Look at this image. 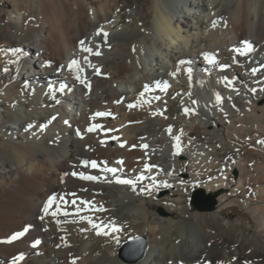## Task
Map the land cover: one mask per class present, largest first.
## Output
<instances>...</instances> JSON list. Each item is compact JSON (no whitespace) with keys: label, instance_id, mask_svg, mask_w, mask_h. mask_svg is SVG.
<instances>
[{"label":"bare ground","instance_id":"1","mask_svg":"<svg viewBox=\"0 0 264 264\" xmlns=\"http://www.w3.org/2000/svg\"><path fill=\"white\" fill-rule=\"evenodd\" d=\"M261 89L264 0H0V264H264Z\"/></svg>","mask_w":264,"mask_h":264},{"label":"snow or ice","instance_id":"2","mask_svg":"<svg viewBox=\"0 0 264 264\" xmlns=\"http://www.w3.org/2000/svg\"><path fill=\"white\" fill-rule=\"evenodd\" d=\"M216 23H217L216 21H213V22H212V26H213V28L216 27ZM97 35H99V33H97ZM104 36L106 37V36H107V33H104ZM244 43H245V50H239V49L235 50V51L238 52L239 55H246V54H247V51H250V50H251V49L248 47L247 42H244ZM83 44H84V42L81 41L82 51H85V52H87V53H89V54L100 55V53H99L98 51L93 53V50H92L91 48H85V47H83ZM14 51H15V52H19L20 50H19V49H16V50H14ZM205 59L207 60V62H208L209 64H215V63H216L214 57L211 56V55H209V54H205ZM85 61H87V57H85ZM78 63H79V62H78L77 60H72L71 63L69 64V70H72L74 66L78 65ZM78 70H79V69H78ZM187 71H188V73H189V75H190V74H191V69H188ZM257 71H258V69H255V68L252 69V75L255 76L256 73H257ZM96 72H97V74H99V69H97ZM76 79H80V77L77 76ZM85 86H87V85H85ZM157 86L159 87V85H157ZM168 87H169V85H168L167 83H165V84L163 85V88H162L161 90H162V91H166ZM149 90H150V89L148 88V86L145 85V92H147V91H149ZM261 90L264 91V89H261ZM253 91H255V90L253 89ZM141 96H143V93H141ZM157 99H159V97H157ZM220 102H221V98H220L219 95H217V96H216V103L219 104ZM57 103H59V101H57ZM128 107H129V108H132V107H135V105H129ZM184 111H185V113L187 114L190 110L186 108V109H184ZM95 115H96V116H106V115H109V113H100V112H98V113H96ZM97 127H99V126H98V125H94V126H92V127H89V128L87 129V131L92 132V131H94ZM168 131L170 132L171 129H168ZM77 135H78V136L80 135L79 131L77 132ZM175 139H176L177 142H178V141H179V136H177ZM121 146H123V145H121ZM142 147H143V148H147L148 145L145 144V145H142ZM175 147H176V152H175L174 154H178V153H179V150H180V149H179V144L177 143V145H175ZM83 163H84V165H85L86 167L90 164V166H91L92 168H97V163H96V161H84ZM117 163L122 164L123 161H117ZM145 167L147 168V165H146ZM103 171H104V172H108V173H115V172L117 171V169H115V168H108V167H105V168L103 169ZM169 174H170V173H169ZM73 175H75V173H73ZM80 178H81V179H84V180H90V181H96V180L98 179V177H96V176H85V175L82 174V173L80 174ZM139 179H142V177H138V178H137V180H139ZM116 183H118V184H125V185H133L135 182H134V181H131V180L117 179V180H116ZM165 186H167V185H165ZM133 190H135V189H133ZM53 199H54V198H50L49 201L44 205L43 212H44L45 214H48V213H49V208H50V206H51L52 203H53ZM61 199H62V198H61ZM82 203H88V202H82ZM51 214H52L53 216L56 215L55 212H53V213H51ZM65 215H67V213H65ZM41 218L43 219V217H41ZM92 227H93V228L100 229V226H99V225H96V224H93ZM25 231H27V229H25ZM114 231H118V229H114ZM23 234H24L23 232H21V233H16L14 236L11 237V240H9L8 242H11L12 240L19 239ZM96 234H97V235H101V234H106V233H103L101 230H98ZM36 243H39V242L37 241ZM35 246H36V245L34 244L33 247H35ZM22 258H23V257H21V259H22Z\"/></svg>","mask_w":264,"mask_h":264},{"label":"rangeland","instance_id":"3","mask_svg":"<svg viewBox=\"0 0 264 264\" xmlns=\"http://www.w3.org/2000/svg\"><path fill=\"white\" fill-rule=\"evenodd\" d=\"M196 193H198V196L200 195L199 194V191L198 192H196ZM196 193H194L192 196H191V198H190V204L194 207V209H198L194 204H193V197L195 196V194ZM204 194V197H205V199L208 197V194H205V193H203ZM201 197V196H200ZM207 202H205L204 204H206ZM157 210V212H159V208H157L156 209ZM159 214H161L160 212H159ZM137 239H139V238H134V239H132V240H130V241H127L126 243H124L121 247H120V249L118 250V255L121 257H123V258H125L126 260H135L136 258H137V256L139 255V249H138V246H134V245H131L130 243L132 242V241H134V240H137ZM145 243V242H144ZM38 245V244H37ZM128 245V246H127ZM145 246H146V244H145Z\"/></svg>","mask_w":264,"mask_h":264},{"label":"water","instance_id":"4","mask_svg":"<svg viewBox=\"0 0 264 264\" xmlns=\"http://www.w3.org/2000/svg\"><path fill=\"white\" fill-rule=\"evenodd\" d=\"M194 204H195L197 207H200V205H201L200 202H199V200H198L197 198H195V200H194ZM212 205H213V200L210 199V206H209V208H211ZM138 249H139L140 252H139V255L137 256V258L141 257L142 254H143L144 246H143L142 243H140V244L138 245Z\"/></svg>","mask_w":264,"mask_h":264}]
</instances>
